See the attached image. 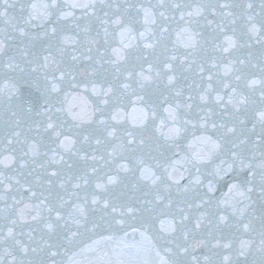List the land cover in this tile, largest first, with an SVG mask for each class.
<instances>
[{"label": "snow or ice", "instance_id": "obj_1", "mask_svg": "<svg viewBox=\"0 0 264 264\" xmlns=\"http://www.w3.org/2000/svg\"><path fill=\"white\" fill-rule=\"evenodd\" d=\"M0 264H264V0H0Z\"/></svg>", "mask_w": 264, "mask_h": 264}]
</instances>
